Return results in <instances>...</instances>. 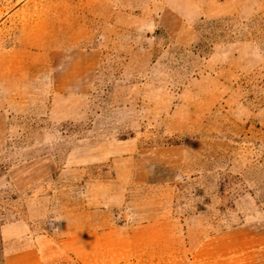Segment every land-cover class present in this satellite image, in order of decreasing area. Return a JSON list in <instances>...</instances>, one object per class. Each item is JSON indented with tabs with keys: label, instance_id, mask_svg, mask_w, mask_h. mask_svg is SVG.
Wrapping results in <instances>:
<instances>
[{
	"label": "rangeland",
	"instance_id": "obj_1",
	"mask_svg": "<svg viewBox=\"0 0 264 264\" xmlns=\"http://www.w3.org/2000/svg\"><path fill=\"white\" fill-rule=\"evenodd\" d=\"M68 237L264 264V0H0V264Z\"/></svg>",
	"mask_w": 264,
	"mask_h": 264
},
{
	"label": "crops",
	"instance_id": "obj_2",
	"mask_svg": "<svg viewBox=\"0 0 264 264\" xmlns=\"http://www.w3.org/2000/svg\"><path fill=\"white\" fill-rule=\"evenodd\" d=\"M58 250H60V253H70V254L77 256L81 260L82 264H89L87 260H85L82 257L83 253L81 251L80 246L77 247L72 243V238L68 237L64 239L58 245ZM45 256L46 254L44 250H42V248L38 246H34V247L30 246V247L22 249L21 251L17 253L8 252L6 255V264H9L10 260L13 257H17L23 260L25 264H42V261H44ZM21 264H22V261H21Z\"/></svg>",
	"mask_w": 264,
	"mask_h": 264
}]
</instances>
